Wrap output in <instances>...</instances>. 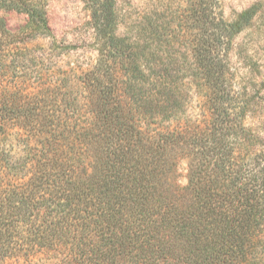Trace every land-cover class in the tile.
Here are the masks:
<instances>
[{"label": "trees", "instance_id": "1", "mask_svg": "<svg viewBox=\"0 0 264 264\" xmlns=\"http://www.w3.org/2000/svg\"><path fill=\"white\" fill-rule=\"evenodd\" d=\"M49 1L0 5L28 16L16 32L0 18V254L14 264H264V137L247 123L256 103L231 61L260 5L228 19L220 0H186L171 10L175 27L143 16L128 35L119 0H91L96 62L47 71ZM40 37L52 45L32 46ZM192 91L204 98L198 115Z\"/></svg>", "mask_w": 264, "mask_h": 264}, {"label": "rangeland", "instance_id": "2", "mask_svg": "<svg viewBox=\"0 0 264 264\" xmlns=\"http://www.w3.org/2000/svg\"><path fill=\"white\" fill-rule=\"evenodd\" d=\"M186 3V0H119L121 23L118 32L136 35L143 16L158 20V23L170 20L172 27H175L176 23L172 21L171 10L179 8L181 11ZM255 3L260 5L259 12L252 25L237 37L231 53V61L238 75L237 88L246 91L247 97L256 103L247 116V123L264 137V0H220V6L228 19H232L238 12ZM1 4L2 0H0ZM90 5L91 0L49 1L48 16L56 44L49 48L53 43L49 37H40L31 43L34 47L49 48L45 51L48 53L47 57L39 63L44 70L51 71L60 67L64 70L71 65L85 69L96 62L98 52L95 46ZM3 7L0 8V18L6 20L11 31L16 32L27 24L28 16L25 13ZM172 43L169 48L186 50L185 44L180 47L177 46L178 41ZM173 50L171 48V51ZM85 92L80 94L81 97L86 95ZM191 97L192 114L198 115L204 98L195 92L193 94V91ZM177 174L178 184L181 187L187 186L188 161L186 159L180 161ZM13 261L0 254V264H14Z\"/></svg>", "mask_w": 264, "mask_h": 264}]
</instances>
